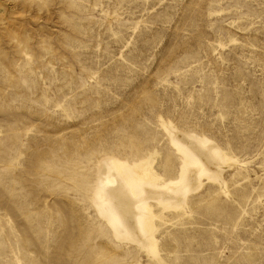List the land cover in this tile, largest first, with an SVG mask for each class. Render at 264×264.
<instances>
[{
  "label": "rangeland",
  "instance_id": "374dc122",
  "mask_svg": "<svg viewBox=\"0 0 264 264\" xmlns=\"http://www.w3.org/2000/svg\"><path fill=\"white\" fill-rule=\"evenodd\" d=\"M161 121L243 163L164 212V261L264 264V0H0V264H156L91 198L106 155L177 177Z\"/></svg>",
  "mask_w": 264,
  "mask_h": 264
},
{
  "label": "bare ground",
  "instance_id": "6f19581e",
  "mask_svg": "<svg viewBox=\"0 0 264 264\" xmlns=\"http://www.w3.org/2000/svg\"><path fill=\"white\" fill-rule=\"evenodd\" d=\"M161 128L180 159L177 177L159 174L157 150L132 161L106 155L95 164L99 175L91 201L116 242L133 245L156 264H167L159 249L162 229L170 223L164 212L191 218L188 197L203 179L230 198L224 174L243 163L203 135L179 133L163 121Z\"/></svg>",
  "mask_w": 264,
  "mask_h": 264
}]
</instances>
